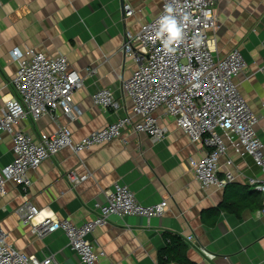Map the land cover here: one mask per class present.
<instances>
[{"label": "crops", "instance_id": "crops-1", "mask_svg": "<svg viewBox=\"0 0 264 264\" xmlns=\"http://www.w3.org/2000/svg\"><path fill=\"white\" fill-rule=\"evenodd\" d=\"M126 3L135 11L131 17H124L121 0H0V108L13 92L11 81L18 64L12 51L33 48L49 56L66 55L84 80L74 96L82 112L79 119L72 123L62 116L57 122L49 116L28 119L22 124L30 134L38 137L54 132L57 124L69 123L78 142L130 113L132 103L122 85L138 63L123 51L124 34L156 17L160 0ZM215 14L217 28L211 36L216 39L217 55L240 50L247 66L237 77L238 87L259 117L257 131L264 143V0H217ZM89 67L96 72L86 74ZM102 88L120 98L122 106L116 112L93 104L92 95ZM156 115L168 129L160 142L144 133H129L79 153L63 148L30 171L32 184L26 191L9 183L6 195L0 197V223L8 243L40 260L55 254L59 264H85L62 230L39 237L15 209L29 201L43 215L80 225L98 214V205L107 203L109 191L118 182L127 185L142 205L166 199L168 209L152 218L110 215L106 225L88 236L105 251L96 264H183L159 261L169 234L184 238L188 264H264L262 192L247 183L249 178L263 180L262 169L235 134L220 130L236 179L223 189H202L188 159L202 158L207 146L193 144L162 109ZM12 159V142L5 135L0 141V167ZM226 169L221 160L220 178ZM70 172L86 178L73 184ZM203 248L215 257L210 258ZM170 255L179 257L181 252L173 248Z\"/></svg>", "mask_w": 264, "mask_h": 264}, {"label": "built area", "instance_id": "built-area-1", "mask_svg": "<svg viewBox=\"0 0 264 264\" xmlns=\"http://www.w3.org/2000/svg\"><path fill=\"white\" fill-rule=\"evenodd\" d=\"M216 3L217 0H160L156 17L142 23L136 31L125 32L123 51L138 63L122 85L124 95L132 103L130 113L78 142L73 139L69 123L77 121L82 114L74 99L75 93L83 87L82 72L71 67L64 54L49 56L33 48L14 49L11 55L18 68L11 81L13 92L0 108V141L5 135L10 137L13 159L0 167V197L6 195L9 183L26 191L32 184L30 171L63 148L79 153L123 139L129 133H144L153 142L164 140L168 129L156 115L160 109L174 119L176 126L193 144L207 146L202 158L188 159L189 168L202 189H223L236 179L220 130L235 134L239 145L264 172V143L257 131L259 117L241 94L237 83L238 75L247 64L238 48L218 56L216 39L211 36L217 28ZM167 6L173 8L172 15L183 30L181 40L168 45V48L175 49L174 52H167L164 48L168 40V33L163 31ZM123 10L124 17L135 13L128 3L124 4ZM185 16L188 17L186 21ZM157 33H160L158 37ZM95 72L94 67L86 69L88 75ZM92 102L115 112L122 106L120 98L109 88L94 93ZM44 116L51 117L54 122L62 116L69 123L57 124L54 132H43L38 137L23 127L24 121H38ZM221 160L228 168L223 178L218 176ZM69 178L73 184H78L86 176L70 172ZM247 183L262 192L260 212L264 213V179L249 178ZM168 205L166 199L154 205H142L127 185L115 182L113 190L108 193L107 203L98 205V214L80 225L67 218L43 215L29 201L20 204L15 211L39 237L62 230L81 261L96 264L105 251L93 244L88 236L106 225L110 215L152 218L164 215ZM202 250L210 258L215 257L206 249ZM0 264L59 262L55 254L40 260L35 255L19 251L8 243L7 233L0 223Z\"/></svg>", "mask_w": 264, "mask_h": 264}, {"label": "trees", "instance_id": "trees-1", "mask_svg": "<svg viewBox=\"0 0 264 264\" xmlns=\"http://www.w3.org/2000/svg\"><path fill=\"white\" fill-rule=\"evenodd\" d=\"M233 182L227 184L230 185ZM249 186V185H248ZM167 244H166V248L161 250L159 253V261L160 263H163L165 261H170V260H177L183 264H188L189 261L187 260L184 251H185V243H184V238L180 235H171L169 234L167 237ZM173 248H177L179 250V252H181V256L179 257H172L170 255L171 251Z\"/></svg>", "mask_w": 264, "mask_h": 264}, {"label": "clouds", "instance_id": "clouds-1", "mask_svg": "<svg viewBox=\"0 0 264 264\" xmlns=\"http://www.w3.org/2000/svg\"><path fill=\"white\" fill-rule=\"evenodd\" d=\"M167 18L164 20L163 31L168 33V40L164 44V48H167V52H174L175 49L168 48V45L174 41H180L182 38V28L178 26L177 20L173 17V8L171 6H167L166 8ZM188 19L187 16L184 17L186 21ZM160 33H157V37Z\"/></svg>", "mask_w": 264, "mask_h": 264}, {"label": "water", "instance_id": "water-1", "mask_svg": "<svg viewBox=\"0 0 264 264\" xmlns=\"http://www.w3.org/2000/svg\"><path fill=\"white\" fill-rule=\"evenodd\" d=\"M122 9L124 7V0H121Z\"/></svg>", "mask_w": 264, "mask_h": 264}]
</instances>
